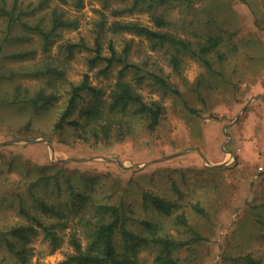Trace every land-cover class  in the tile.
Masks as SVG:
<instances>
[{"label":"rangeland","instance_id":"374dc122","mask_svg":"<svg viewBox=\"0 0 264 264\" xmlns=\"http://www.w3.org/2000/svg\"><path fill=\"white\" fill-rule=\"evenodd\" d=\"M56 3L53 0L51 6ZM99 7V0H84V7L79 11L63 6L67 16L78 19L79 27L62 32L48 52L43 51L35 35L29 40H5L6 20L0 17V132L7 131L2 139L19 137L29 153L44 151L36 155L39 157L34 161L25 159L24 163L11 159L6 163L2 158L0 200L12 202L13 195L10 194L9 199L7 192L24 191L25 182L37 176L38 171L41 173L48 166L44 164L50 161L69 173L78 191H86L103 202L124 201L135 218H160L170 234L187 239L190 231L176 226L171 218L163 217L153 208L145 207L142 194L149 189L182 205L190 225L204 237L201 242L174 253L182 264H242L238 258L247 254L264 262V181L260 179L264 176V164L259 165L257 161L252 167L247 160L246 169V164L235 155L231 164L222 167L212 164L200 167L199 161L187 164L177 159L184 151L202 153L200 149L206 147L205 137L210 141L220 139L222 148L226 147L229 124L249 112L255 115L260 109L264 110V0H169L151 11L141 8L125 16L126 20L154 28L151 17L160 14L171 22L168 30L185 40L198 42L209 35H218L222 42L208 55L209 67L187 54L180 55L181 68L175 71L170 63L175 52L172 48L153 49L147 40L133 37L130 61L165 78L180 96L165 93L148 74L137 80L141 73L129 70L125 80L131 82L146 102L162 104L163 117L149 130L133 108L128 109L123 114L130 125L127 134L119 137L113 133L109 141L96 143L88 132L79 137V129L67 126L54 131V122L67 97L64 89H61L60 100L47 109L16 101L15 96L19 94L17 86H20L18 98L24 100L33 96L39 87L48 85V76L41 74L44 70L38 76L33 73L45 66L48 57L64 61L60 45L65 40L77 41L79 37L88 36L99 16L95 12ZM15 32L18 34V30H14L9 36ZM124 38L131 37H117V49L123 46ZM29 50H35L32 58L9 57ZM86 55L80 52L68 60L65 70L68 81L78 82L85 73L97 86L112 84L117 79L122 65H115L112 72L103 77L88 70ZM146 60L148 66L142 64ZM258 149V144L253 143L247 150L256 159L263 157ZM64 195L63 192L53 194L51 199L61 205L66 201ZM190 201L200 205L203 215L186 207ZM69 216H73L72 213ZM16 220L15 207L0 206V230ZM67 232L64 231L61 247L51 253L48 241L38 231L28 243L32 262L57 264L62 261L71 252ZM4 248L0 245V264H10ZM138 257L145 264H154L148 250H141Z\"/></svg>","mask_w":264,"mask_h":264},{"label":"trees","instance_id":"16d2710c","mask_svg":"<svg viewBox=\"0 0 264 264\" xmlns=\"http://www.w3.org/2000/svg\"><path fill=\"white\" fill-rule=\"evenodd\" d=\"M52 1L38 0L25 4L24 0H0V17L6 20L5 40H29L30 36L35 35L43 51L48 52L62 32L77 30L78 19L67 16L63 6L79 11L84 7V0H54L57 3L53 7ZM99 1L100 7L95 10L99 16L89 35L79 37L77 41L65 40L60 45L65 60L48 57L43 64L45 66L33 73L38 76L44 70L41 74L48 76V85L39 87L33 96H27L24 100L18 98L20 86H17L19 94L15 96L16 101L47 109L60 100L61 89H64L67 97L54 122V131L72 127L79 129V137H83V132L90 133L96 143L109 141L113 133L119 137L127 134L130 125L123 114L128 109L133 108V112L149 130H153L163 117L162 104L146 102L131 82L125 80L129 70H135V74L141 73L137 80L148 74L165 93L180 96V92L171 87L165 78L130 61L133 37L147 40L153 49L172 48L175 52L170 63L175 71L181 68L180 55L187 54L209 67L208 55L216 51L222 42L218 35H209L198 42L185 40L168 30L171 22L160 14L151 17L155 29L125 19V16L136 10L145 8L151 11L169 0ZM43 11L46 12L41 14ZM14 30H18V34L15 32V35L9 36ZM124 35L131 38H124L123 46L117 49L116 38ZM80 52L87 53L85 60L88 70H94L103 77H107L115 65H122L117 79L112 84L97 86L91 83L89 75L85 73L78 82L68 81L65 75L68 60ZM34 55L35 50H29L9 57L20 60ZM142 64L148 66V61ZM38 172L37 176L25 182L24 191L7 192L9 199L10 194L13 195L12 202L7 200L2 203L0 200V206L15 207L18 215V220L0 230V245L5 246L10 264H40L32 262L33 254L28 248L31 237L38 231L48 241L49 251L53 253L61 247L64 231L68 230L66 239L71 252L57 264H145L138 257L141 250H148L153 255L154 264H182L174 253L204 239L195 226L190 225L182 210L184 207L157 192L144 190L143 205L153 208L163 217L171 218L176 226L185 227V231L189 230L187 239L170 234L160 218H135L130 206L124 201L103 202L86 191H78L71 176L67 175L69 173L63 171L62 167L57 168L56 164L48 165L41 173ZM45 185L50 188L45 189ZM62 192L66 201L60 205L51 197L53 194L62 195ZM186 207L203 215V209L196 202L190 201ZM71 213L73 216H69ZM238 260L242 264H264L250 254L240 256Z\"/></svg>","mask_w":264,"mask_h":264},{"label":"crops","instance_id":"0c3cea01","mask_svg":"<svg viewBox=\"0 0 264 264\" xmlns=\"http://www.w3.org/2000/svg\"><path fill=\"white\" fill-rule=\"evenodd\" d=\"M247 116H244L242 119L240 117V120L238 122L235 121L229 126H227V132L226 135V147L222 148V140L215 138V141L208 140L207 137H205V144L206 147L204 150L200 149L202 153H199L198 151L195 152H183L180 153L179 156H177V159H182L187 162V164L190 163V161L196 160L199 161V165H208L212 164L214 166H226L228 164H231L230 161L232 159V156L235 155V158H240L242 162H244L245 168L248 169V161H250V164L254 167L256 162L258 161L259 165L264 164V110L260 109L257 114H253L252 112H249ZM242 116V115H241ZM250 116V118H247ZM238 122V123H237ZM7 131L0 132V166L2 164V158L7 161L11 159L12 161L17 160L24 163L25 159H29L34 161L39 156L36 155H42L44 153L43 150H39L38 154L31 152L29 153V150L25 149L23 140L19 139V137L9 138L8 140H3L2 138L6 136ZM6 139V138H5ZM27 141V140H26ZM23 143V144H22ZM30 143V142H27ZM215 143V144H214ZM253 143H257L259 146L258 153L262 154L261 158L254 159L251 157V152L247 149L253 145ZM250 154V156L248 155ZM259 156V155H257ZM251 157V159H249ZM198 159V160H197ZM248 160V161H247ZM11 162V161H10ZM202 162V163H201ZM38 163V162H37ZM53 164L50 161H47L44 165H51ZM6 164H4V167ZM202 166V167H203ZM252 173H255L252 171ZM261 181H264V176H261ZM1 184V183H0ZM2 188H0L1 190ZM1 196V193H0Z\"/></svg>","mask_w":264,"mask_h":264},{"label":"water","instance_id":"95a60500","mask_svg":"<svg viewBox=\"0 0 264 264\" xmlns=\"http://www.w3.org/2000/svg\"><path fill=\"white\" fill-rule=\"evenodd\" d=\"M27 142H32V141H30V140H27Z\"/></svg>","mask_w":264,"mask_h":264}]
</instances>
